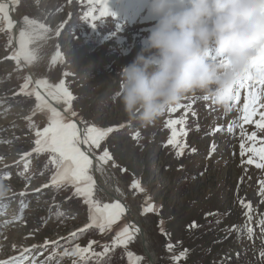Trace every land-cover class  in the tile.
I'll list each match as a JSON object with an SVG mask.
<instances>
[{
    "label": "rangeland",
    "instance_id": "obj_1",
    "mask_svg": "<svg viewBox=\"0 0 264 264\" xmlns=\"http://www.w3.org/2000/svg\"><path fill=\"white\" fill-rule=\"evenodd\" d=\"M10 1L20 29L28 18L48 31L30 45L37 58L18 65L9 58L14 53L13 23L9 29L0 14V177L7 174L0 179L6 189L0 197L6 205L0 209V259L35 244L42 245L43 251L36 257L35 250L26 253L24 264H93L102 257L92 253H103L105 245L112 250L113 237L125 227L121 217L105 233L94 227L78 232L89 224L88 205L83 197L74 195V185L59 189L51 185L56 171L50 163L51 154L33 151L35 132L47 126L48 118L36 110L31 72L54 85L64 81L74 97L71 110L84 128L115 129L100 141V147L91 150L98 156L105 149L109 152L112 159L107 163L115 168L125 192L139 207L155 206L143 215L157 256L155 264H264V225L259 224L264 219L259 183L264 180V169L247 164L252 153L242 157L240 148L242 141L245 148L251 146L247 135L253 131L257 132L256 147L264 146V132L255 125L264 108H257L253 123L244 125V137L236 126L242 123L240 109L251 89L240 90V101L230 111L215 105L210 97L202 99L204 93H189L145 126L123 113L117 93L121 83L118 71L146 47L155 23L147 12V0H103L109 13L103 17L101 5L90 0ZM58 48L62 58L54 61ZM26 78L28 86L24 88ZM252 86L260 96L258 104L264 103V86L258 80ZM170 107L176 110L169 111ZM173 119L183 120L186 132L177 137L175 147L167 143L172 128L166 122ZM234 121L230 133L227 129ZM174 127L179 132L181 124ZM217 127L222 130L215 131ZM136 133L139 136L133 139ZM180 144L186 147L177 155ZM253 159L264 163L259 157ZM89 174L95 185L93 199L109 204L99 192L91 168ZM134 181L140 188L132 187ZM22 192L27 195L21 197ZM21 199L26 205L22 215ZM248 204L250 211L243 206ZM74 232L78 238H70ZM90 241L94 243L85 259L63 255L77 245L88 247ZM122 247L141 258L137 264H148L134 238Z\"/></svg>",
    "mask_w": 264,
    "mask_h": 264
},
{
    "label": "clouds",
    "instance_id": "obj_2",
    "mask_svg": "<svg viewBox=\"0 0 264 264\" xmlns=\"http://www.w3.org/2000/svg\"><path fill=\"white\" fill-rule=\"evenodd\" d=\"M147 12L146 47L118 71L123 113L151 125L195 92L227 108L264 44V0H147Z\"/></svg>",
    "mask_w": 264,
    "mask_h": 264
},
{
    "label": "snow or ice",
    "instance_id": "obj_3",
    "mask_svg": "<svg viewBox=\"0 0 264 264\" xmlns=\"http://www.w3.org/2000/svg\"><path fill=\"white\" fill-rule=\"evenodd\" d=\"M90 2L101 5L100 15L102 17L109 14L103 0H90ZM0 14H3L4 21L7 22L9 29H11L12 22L9 19L5 3H0ZM66 22L67 21L64 23ZM92 25L95 26V23ZM61 27H63V25H61ZM47 31L48 29L43 24H38L34 20H28V18H25V27L21 28L18 34V47L14 51L13 55L9 58L15 60L18 65L21 61H23L25 64L32 63L37 57L35 51L30 47V45L34 43L36 39L43 38L42 33ZM59 34V31H57V35ZM60 58H62V53L58 48L53 60L55 61ZM254 80H258L259 85L264 86V44H261L259 48L256 49V55L250 60L248 70L243 79L237 82L233 90L231 104L227 107V110L230 111L235 104L239 103L241 89H251L247 92V95L244 98L243 106L240 109L241 115L239 119L242 121V123L236 125L240 127L242 137L246 135L244 125L253 123L252 117L257 115V108H264V103L258 104L260 96L258 95L257 89L253 88L252 86V82ZM35 83L37 86H44L48 88L49 90L47 95L50 96L57 104L63 102L65 107L62 110H58L53 106L52 103L41 96L39 91H35V89H33V93L37 101L36 110L45 113L48 118L47 126L42 130H37L35 132L37 138L35 140L36 147L33 149V151L48 152L51 154L50 163L56 169L55 173L51 177V185L55 186L57 189L64 185H74V195L83 197L84 203L88 205L89 224L85 225L84 228L79 229L78 232H84L87 229L94 227L97 228L101 233H105L106 231H109L113 228V225H115L124 214L125 208L119 202L111 204L105 203L101 205L99 201L93 199V189L95 185L93 177L89 174V169L92 167L93 161L89 159V155L87 153L91 151L92 146L97 148L100 147V141L115 129L113 127L100 128L96 126H86L83 130L78 128L77 124L72 120V117L76 116V113L71 110V102L74 97L72 93L64 86V81H60L57 85H55L54 88L51 85H47L45 81L37 80ZM27 86L28 81L26 78V83L23 87L27 88ZM202 99L208 100L209 96L205 95L202 97ZM177 107L185 106L177 105ZM175 110L176 108H169V111ZM259 115L260 120L255 121V125L260 132H264V112H260ZM183 123V120L175 119L166 122V125L172 128V134L167 141L168 144H171L175 147L177 144H179L177 137L182 134L186 135V132L183 128ZM176 124H181L179 132L174 127ZM234 124L235 121L233 124L229 125L227 129L228 132L231 133L233 131ZM30 126L33 125L30 124ZM221 130L222 129L220 127L215 129L217 132ZM138 136L139 133L134 134L133 139H136ZM247 140L251 141L252 144L250 147L245 148V144L242 141L240 145L241 156L243 157L246 152H251L252 156H249L246 163L249 165L255 163L257 168L264 169V163L256 162L253 159V157H259L260 161H264V146L256 147L257 132L253 131L251 135H247ZM261 144L264 145V141H261ZM84 145L88 146L86 150H82L81 146ZM185 147L186 145L180 144L177 150V155H181ZM193 151L195 150L193 149ZM97 159L98 161L107 163L112 158L109 152L105 149L103 154ZM242 163H244V161H242ZM21 175H23V173H21ZM3 178H7V174H5L3 177H0V179ZM259 183L260 194L264 195V180L260 181ZM45 187H48V185H45ZM132 187L140 188L139 182L134 181ZM26 195L27 193H20L21 197ZM241 203L243 204V202ZM5 206L6 205L4 204V201L0 200V209ZM25 206L24 200L21 199V215ZM243 206L248 208L250 211V204ZM154 210L155 206L151 204L144 209L145 212ZM58 215H62V213ZM259 224L264 225V219H261ZM131 227V225H127L117 232L116 236L113 237L112 240L113 248L118 245L126 246L134 238V233L130 232L129 230ZM247 231L251 235L252 229L250 227L247 229ZM78 232L70 234V238L76 237ZM48 243V241H45V246H47ZM53 243L57 244L58 241ZM92 243L94 242L90 241L88 247L85 248H80L77 245L72 249L71 252L65 250L63 255H78L81 259H85L86 254L90 252ZM168 247L171 248L172 246L168 245ZM29 251V249H24L20 254L19 260H17L16 257H13L9 260L0 261V264H24V260L27 259L25 253H28ZM108 252L109 247L108 245H105L103 253H92V255L102 257L107 256ZM127 255L129 257V264H137V262L141 259L140 257H134L133 253L131 252H128ZM183 255L184 253H181V256ZM49 259H51V257H49ZM175 259H179V257H176Z\"/></svg>",
    "mask_w": 264,
    "mask_h": 264
},
{
    "label": "bare ground",
    "instance_id": "obj_4",
    "mask_svg": "<svg viewBox=\"0 0 264 264\" xmlns=\"http://www.w3.org/2000/svg\"><path fill=\"white\" fill-rule=\"evenodd\" d=\"M7 10H8V7H7ZM14 15H16L15 11H14ZM17 31L19 34L20 27L18 28ZM18 34H17V39H18ZM34 46H37V45H34ZM31 80L33 83H35L38 79L36 78V76L32 74ZM48 90L49 89L44 86H37V89H36V91H39L41 96H43L50 103H52L54 107H56L58 110H62L65 107L63 102L57 104L50 96L47 95ZM83 147L85 149L88 148L87 145H84ZM93 153L95 157L92 160L93 164H92L91 170H93V172L97 176V177L95 176V184L99 192H101L103 196L106 197V200L109 202V204L119 202L125 208V212L121 216L123 218L122 220L124 222V225L132 226L129 230L130 232L134 233V239L140 245V248L144 251V254L147 257L152 258L153 264H155L157 256L153 248V242L148 232L146 231L145 223L148 221H146V217H144L145 216L144 208L139 207L137 204V201L132 200L133 199L131 198L132 195L127 194L125 192L127 189L125 187V183L119 177L115 168L109 163H103L101 161H98L97 158L99 156L95 152ZM89 159L91 158L89 157ZM140 227H142L143 234L139 230ZM142 236L144 237L145 243L141 242Z\"/></svg>",
    "mask_w": 264,
    "mask_h": 264
},
{
    "label": "water",
    "instance_id": "obj_5",
    "mask_svg": "<svg viewBox=\"0 0 264 264\" xmlns=\"http://www.w3.org/2000/svg\"><path fill=\"white\" fill-rule=\"evenodd\" d=\"M0 3H5L7 5L8 15L11 18V20L14 22V24H13V44H14V49L16 50L18 47V44H17L18 31L17 30L20 27V20L18 19V17L16 15H14V6L10 0H0ZM29 75H30V77H32V74L30 72H29ZM34 87L37 88L35 83H34ZM72 120H73V122H75L77 124L78 128H81L83 130V128H84L83 125L78 121V119L76 117H72ZM81 147H82V150H86L83 146H81ZM87 154L89 155L91 160L94 159L95 156H94V153L92 152V150L90 152H88ZM95 176H96V174H95ZM139 230L142 233V227H140ZM141 242L145 243L143 236L141 237ZM147 259H148V264H153L152 258L148 257Z\"/></svg>",
    "mask_w": 264,
    "mask_h": 264
},
{
    "label": "trees",
    "instance_id": "obj_6",
    "mask_svg": "<svg viewBox=\"0 0 264 264\" xmlns=\"http://www.w3.org/2000/svg\"><path fill=\"white\" fill-rule=\"evenodd\" d=\"M79 236H76L78 238ZM127 252L122 246L110 250L107 256H102L100 261L93 260V264H126Z\"/></svg>",
    "mask_w": 264,
    "mask_h": 264
},
{
    "label": "crops",
    "instance_id": "obj_7",
    "mask_svg": "<svg viewBox=\"0 0 264 264\" xmlns=\"http://www.w3.org/2000/svg\"><path fill=\"white\" fill-rule=\"evenodd\" d=\"M35 76H36V75H35ZM36 78H37L38 80H40V81H45V82L47 83V85H51V86H53V88L55 87V85H54L51 81L46 80V79H44V78H42V77H39V75H37Z\"/></svg>",
    "mask_w": 264,
    "mask_h": 264
}]
</instances>
